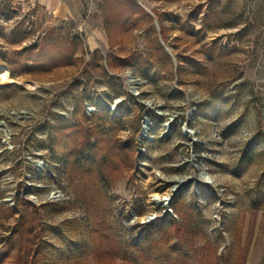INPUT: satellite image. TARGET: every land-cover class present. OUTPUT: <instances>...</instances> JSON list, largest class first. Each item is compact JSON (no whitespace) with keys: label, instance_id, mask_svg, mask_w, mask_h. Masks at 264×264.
<instances>
[{"label":"rangeland","instance_id":"374dc122","mask_svg":"<svg viewBox=\"0 0 264 264\" xmlns=\"http://www.w3.org/2000/svg\"><path fill=\"white\" fill-rule=\"evenodd\" d=\"M70 5L0 0V252L11 209L38 207L37 264H127L131 245L144 264L244 262L246 218L264 210V0ZM180 193L201 231L173 252L155 245L177 241Z\"/></svg>","mask_w":264,"mask_h":264},{"label":"trees","instance_id":"16d2710c","mask_svg":"<svg viewBox=\"0 0 264 264\" xmlns=\"http://www.w3.org/2000/svg\"><path fill=\"white\" fill-rule=\"evenodd\" d=\"M12 76H14L12 74ZM97 144H94V147H96ZM102 157L96 155L95 161L88 158L86 160V165H91L94 170H96L95 173V179L94 181L101 184L105 178L108 180L110 179V176L106 175L104 171L100 168L98 169L99 162H101ZM86 175L81 176V181L84 182ZM83 194L82 192H80ZM79 194V195H81ZM31 204H33L31 201H29ZM53 203V202H52ZM175 205H176V212L180 215V221L174 219L173 223L171 225H175V230L177 232V241L170 243L169 240H157L156 245L158 246L162 244L163 246H168L169 251L173 252H180V247L182 245L193 247L195 244L194 239V233L192 230H198L201 231V229L196 225L194 226V221H191L189 216V208L185 204L184 195L180 193L175 197ZM34 210H38V207H36ZM32 210L31 212L28 211H18L17 208H13L10 211L11 216H15L19 214L17 217L15 225L8 230V234L4 236V240L6 241V249L0 252V264L3 263V260L6 257H9L11 254L15 256L12 264H37L38 256L44 252V248L39 241L38 237L39 234L42 232L43 228L41 229L39 227V224L35 222V211ZM98 221H95V225ZM39 232V233H36ZM1 242V239H0ZM115 246H117V251H120L119 248L121 247L120 242H115ZM135 247V251L133 253V258L130 260L126 255L123 257V262H126L127 264H144L145 261H153V254L150 255L147 251H144L143 246L139 245H131ZM164 249V248H163ZM180 257L182 254H178ZM216 263L220 264H228V261H230V257H226V255H223L222 257L216 256ZM237 264H244L243 258L238 254L237 258Z\"/></svg>","mask_w":264,"mask_h":264},{"label":"crops","instance_id":"0c3cea01","mask_svg":"<svg viewBox=\"0 0 264 264\" xmlns=\"http://www.w3.org/2000/svg\"><path fill=\"white\" fill-rule=\"evenodd\" d=\"M49 10L67 13L71 0H37ZM245 264H264V210L255 209L246 218L243 228Z\"/></svg>","mask_w":264,"mask_h":264},{"label":"bare ground","instance_id":"6f19581e","mask_svg":"<svg viewBox=\"0 0 264 264\" xmlns=\"http://www.w3.org/2000/svg\"><path fill=\"white\" fill-rule=\"evenodd\" d=\"M139 80V78L137 77V76H134V75H132V76H130V78H129V82H130V84L132 85V87L134 88V89H137V88H139L137 85H136V82ZM186 132H187V134H189V135H191V136H193L194 138H196V136H197V132L195 131V130H193V129H186ZM203 178L205 179V180H213L214 178H213V176L212 175H210L209 173H205V175L203 176ZM155 200H162V202H159V203H162V204H166V205H169L171 202H172V199L171 200H169V201H167L168 199H169V196H170V193H164V194H160V193H156L155 195ZM173 198V197H172ZM151 217H153V215L151 216Z\"/></svg>","mask_w":264,"mask_h":264},{"label":"water","instance_id":"95a60500","mask_svg":"<svg viewBox=\"0 0 264 264\" xmlns=\"http://www.w3.org/2000/svg\"><path fill=\"white\" fill-rule=\"evenodd\" d=\"M157 26L159 27V24H157ZM159 28H160V27H159ZM162 42H163V44L166 46V48H167V50L170 52V54H172V55L174 56L173 52H172L171 49L166 45V43H165V41L163 40V38H162ZM145 129H146V127H145ZM205 173L207 174L208 172H207V171H203V172L201 173V177H202V178H203V176L205 175ZM212 181H213V180H208V182H212ZM179 187H180V185L176 184V185L174 186V190L177 191ZM172 197H173V195L170 194L169 199H168L167 201L171 200ZM158 202H162V200H158ZM148 219L151 220L152 218L148 217Z\"/></svg>","mask_w":264,"mask_h":264},{"label":"built area","instance_id":"2783aa9c","mask_svg":"<svg viewBox=\"0 0 264 264\" xmlns=\"http://www.w3.org/2000/svg\"><path fill=\"white\" fill-rule=\"evenodd\" d=\"M90 105V104H89ZM88 109H93V107H87ZM148 128V127H147ZM147 128L145 129V130H147ZM146 136V133L145 132H143V134H142V136H141V138H140V141H142L143 140V137H145ZM140 144V143H139ZM140 150L141 151H143V150H145L144 149V146H143V144H142V142H141V146H140ZM150 218H152L151 220H154L155 219V217L153 216V217H150ZM150 220V221H151Z\"/></svg>","mask_w":264,"mask_h":264}]
</instances>
